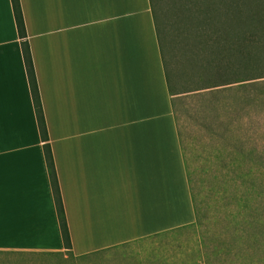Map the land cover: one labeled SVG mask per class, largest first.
Masks as SVG:
<instances>
[{"label":"crops","instance_id":"obj_1","mask_svg":"<svg viewBox=\"0 0 264 264\" xmlns=\"http://www.w3.org/2000/svg\"><path fill=\"white\" fill-rule=\"evenodd\" d=\"M19 2L71 248L11 1L0 0V256L85 259L193 223L172 104L184 94L169 90L149 0Z\"/></svg>","mask_w":264,"mask_h":264},{"label":"trees","instance_id":"obj_2","mask_svg":"<svg viewBox=\"0 0 264 264\" xmlns=\"http://www.w3.org/2000/svg\"><path fill=\"white\" fill-rule=\"evenodd\" d=\"M10 1L37 127L43 142L61 238L65 249L69 250L70 235L21 5L19 0ZM149 2L159 37L155 0ZM218 4L219 8L215 10L221 18V25L215 42L221 44L222 50L220 57L205 60L203 71L205 74H216L221 79L220 83L205 81L200 88L175 93L169 82L171 95L186 93L179 100H200L194 110L196 122L192 121L196 125L192 124L191 129L195 134V144L210 148L215 153L218 163L205 168L206 178L202 179L213 182H210V190L203 194L197 182L199 171L186 161L195 220L156 237L178 234L202 225L204 215L214 209L208 199L219 195L221 203L216 210L232 202L236 213H242L229 216L222 223L217 222L216 226L222 229V237L215 233L200 236L198 243L202 263L264 264V0H218ZM217 96L224 97V102H219ZM172 104L175 116L182 120V112L176 109L174 100ZM187 110L186 115H194ZM183 127L184 124H179V131ZM183 150L186 151V148L183 147ZM224 185L227 187L224 188ZM235 204L238 206L235 207ZM230 212L235 213L232 209ZM103 253L94 256L102 257Z\"/></svg>","mask_w":264,"mask_h":264},{"label":"rangeland","instance_id":"obj_3","mask_svg":"<svg viewBox=\"0 0 264 264\" xmlns=\"http://www.w3.org/2000/svg\"><path fill=\"white\" fill-rule=\"evenodd\" d=\"M155 5L160 45L173 91L194 90L203 86L205 81L220 83L221 79L216 74H205L203 71L205 60L220 57L222 50L221 44L215 42L218 27L221 25V18L215 10L219 8L218 0H155ZM217 97L219 102H224V97ZM199 103V99L180 100L177 106L182 112L181 117L186 129L189 165L199 171L197 182L201 192L205 194L210 190V182H213L202 181L206 178L205 168L214 166L218 161L210 148L205 149L198 143L194 144L195 134L191 127L192 124L196 125L192 121L196 122L197 115L194 110ZM187 109L194 115H186ZM201 168L203 171H200ZM219 198L218 195L208 199L214 209L204 215L202 225L178 234L170 233L162 238L153 237L143 244L134 247L131 245L120 251L104 252L102 257L77 260L67 254L66 258L62 255L0 256V264H203L198 243L200 236L215 233L222 237V229L216 226L217 222L222 223L229 216L242 213H236L237 209L233 207L232 202L216 210L217 205L221 203ZM237 206L238 204H235V207ZM230 209L235 213H231Z\"/></svg>","mask_w":264,"mask_h":264}]
</instances>
